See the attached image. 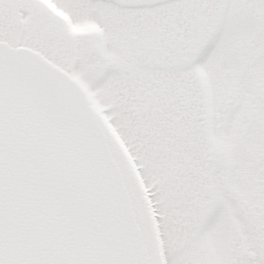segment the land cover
I'll list each match as a JSON object with an SVG mask.
<instances>
[{
	"label": "snow or ice",
	"instance_id": "6c2138e0",
	"mask_svg": "<svg viewBox=\"0 0 264 264\" xmlns=\"http://www.w3.org/2000/svg\"><path fill=\"white\" fill-rule=\"evenodd\" d=\"M0 264H264V0H0Z\"/></svg>",
	"mask_w": 264,
	"mask_h": 264
}]
</instances>
